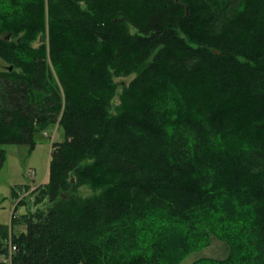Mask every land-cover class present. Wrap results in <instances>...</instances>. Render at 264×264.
Returning a JSON list of instances; mask_svg holds the SVG:
<instances>
[{"label":"trees","instance_id":"16d2710c","mask_svg":"<svg viewBox=\"0 0 264 264\" xmlns=\"http://www.w3.org/2000/svg\"><path fill=\"white\" fill-rule=\"evenodd\" d=\"M0 60V169L62 132L0 264H264V0H0Z\"/></svg>","mask_w":264,"mask_h":264},{"label":"rangeland","instance_id":"374dc122","mask_svg":"<svg viewBox=\"0 0 264 264\" xmlns=\"http://www.w3.org/2000/svg\"><path fill=\"white\" fill-rule=\"evenodd\" d=\"M36 45L37 43H33V46ZM4 67L5 64L0 60V70H3ZM130 80L131 77L116 79L115 81L118 84L126 85ZM113 104H117V98H114ZM49 130L48 133H36L33 136L34 145L32 149L20 145L4 146L5 158L0 169V225L9 226L12 215L16 219L27 211L33 213L36 209L44 210L47 207L48 204L45 202L34 206V194L32 192L37 186L47 181L51 144L62 140L60 129L52 127ZM80 191L86 196L91 194L86 188H81ZM12 192L15 193L16 199L12 197ZM23 201L24 205L15 206ZM23 229L22 224L16 228L17 232ZM176 235L178 234L175 232ZM227 253L228 246L224 242L212 238L207 248L190 254L179 264H191L201 258L220 260L225 258Z\"/></svg>","mask_w":264,"mask_h":264},{"label":"built area","instance_id":"2783aa9c","mask_svg":"<svg viewBox=\"0 0 264 264\" xmlns=\"http://www.w3.org/2000/svg\"><path fill=\"white\" fill-rule=\"evenodd\" d=\"M12 250H13V248H12Z\"/></svg>","mask_w":264,"mask_h":264}]
</instances>
